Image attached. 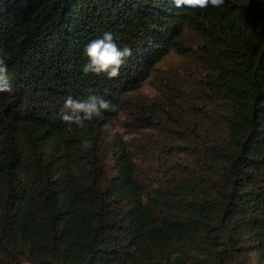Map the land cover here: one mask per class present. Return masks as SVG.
<instances>
[{
    "label": "trees",
    "instance_id": "1",
    "mask_svg": "<svg viewBox=\"0 0 264 264\" xmlns=\"http://www.w3.org/2000/svg\"><path fill=\"white\" fill-rule=\"evenodd\" d=\"M0 59V264H264V0H0ZM89 94L115 111L64 122Z\"/></svg>",
    "mask_w": 264,
    "mask_h": 264
},
{
    "label": "clouds",
    "instance_id": "2",
    "mask_svg": "<svg viewBox=\"0 0 264 264\" xmlns=\"http://www.w3.org/2000/svg\"><path fill=\"white\" fill-rule=\"evenodd\" d=\"M173 2L177 8L203 10L209 6L219 8L225 0H173ZM84 55L87 58V63L83 66L85 74L92 73L97 76L103 74L111 80L120 75L121 67L133 56V51L127 46L118 47L112 33L106 31L101 38L91 41L85 47ZM13 91L7 75V65L3 59H0V93H12ZM105 111H115V106L110 101L96 95L89 94L83 100L68 96L64 101L61 119L70 125L75 124L79 128H84L86 121L101 116ZM81 147L87 150L92 145L85 139Z\"/></svg>",
    "mask_w": 264,
    "mask_h": 264
},
{
    "label": "rangeland",
    "instance_id": "3",
    "mask_svg": "<svg viewBox=\"0 0 264 264\" xmlns=\"http://www.w3.org/2000/svg\"><path fill=\"white\" fill-rule=\"evenodd\" d=\"M176 60H178V57L174 56L173 54H171L169 56V58L167 60H165L164 63H162L163 67L165 68L168 64H170L171 62H175ZM141 93H145V94H152L153 93V88L152 86L147 82L143 85L142 89H141Z\"/></svg>",
    "mask_w": 264,
    "mask_h": 264
}]
</instances>
